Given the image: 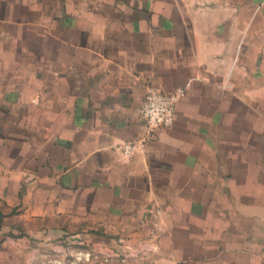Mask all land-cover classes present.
<instances>
[{
	"label": "crops",
	"instance_id": "obj_1",
	"mask_svg": "<svg viewBox=\"0 0 264 264\" xmlns=\"http://www.w3.org/2000/svg\"><path fill=\"white\" fill-rule=\"evenodd\" d=\"M261 29L264 0H0L11 250L42 236L111 256L71 264H264V85L244 79ZM152 88L183 93L149 135Z\"/></svg>",
	"mask_w": 264,
	"mask_h": 264
},
{
	"label": "rangeland",
	"instance_id": "obj_2",
	"mask_svg": "<svg viewBox=\"0 0 264 264\" xmlns=\"http://www.w3.org/2000/svg\"><path fill=\"white\" fill-rule=\"evenodd\" d=\"M259 36H264V29H261V32L258 33V37ZM257 48H258V55H257L258 71H247L244 79L251 84L262 86L264 85V43L258 44ZM18 66H19V70L14 71V73L21 75V77H19L21 79L25 78L24 76L25 71H31V70H27L28 67L26 69H22L20 65ZM35 71H38V70H35ZM244 73L245 71H242V74ZM11 224H12V221L9 220V218H6L5 220L1 219L0 226H2V228L7 229L8 227L11 226ZM6 231L7 230H5V232H1L0 234V264H27L31 260L34 261V264H52V263H48L47 260L49 258L55 259L57 258L58 255L60 256V258H62L61 259L62 263H65V264H71L74 260L76 262L81 261L83 263L85 261H88L90 258L99 259V258H110L111 257L109 253L106 254L105 257L104 256L102 257L100 255H94V253L89 251L87 246H84V247L76 246L77 247L76 249V247H72L74 243L73 241H66V245L69 247H67L65 253L56 252V251H52L49 253L45 251L48 249L46 244L57 245L59 242V239L61 238L60 237H42V236H38L33 239L34 244L31 243V245H35V246H33L32 248L28 250L23 249L21 252L16 253L11 250V248L13 247L12 245L13 241H15V239H13L14 237L9 236L8 232ZM24 239L25 238H23V240ZM117 243H120V239L117 241ZM116 254L118 258H123V255L120 252Z\"/></svg>",
	"mask_w": 264,
	"mask_h": 264
},
{
	"label": "built area",
	"instance_id": "obj_3",
	"mask_svg": "<svg viewBox=\"0 0 264 264\" xmlns=\"http://www.w3.org/2000/svg\"><path fill=\"white\" fill-rule=\"evenodd\" d=\"M182 93L181 89H176L170 93L159 88H152L147 91L140 113L145 120L146 131L149 135L157 129L166 128L173 124L175 104ZM137 146L138 143L135 141H126L122 144V152L125 156H130Z\"/></svg>",
	"mask_w": 264,
	"mask_h": 264
}]
</instances>
